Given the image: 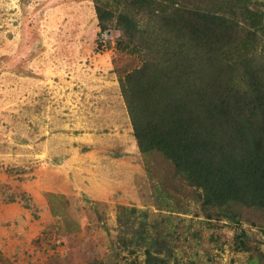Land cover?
I'll use <instances>...</instances> for the list:
<instances>
[{
  "label": "rangeland",
  "instance_id": "1",
  "mask_svg": "<svg viewBox=\"0 0 264 264\" xmlns=\"http://www.w3.org/2000/svg\"><path fill=\"white\" fill-rule=\"evenodd\" d=\"M196 14L230 41L176 35ZM157 74L177 95L264 86V0H0V264H264V207H204L140 150L122 86L134 105Z\"/></svg>",
  "mask_w": 264,
  "mask_h": 264
},
{
  "label": "trees",
  "instance_id": "2",
  "mask_svg": "<svg viewBox=\"0 0 264 264\" xmlns=\"http://www.w3.org/2000/svg\"><path fill=\"white\" fill-rule=\"evenodd\" d=\"M97 14L103 22L99 9ZM120 19L130 23L124 16ZM162 20L173 22L170 15ZM180 21L176 35L183 28L190 41L207 53L215 44L228 43L236 30L225 18L210 14ZM182 67L190 69L188 63ZM164 78L157 74L147 81L141 78L138 88L128 86L130 92L138 91L134 105L125 90L128 84L122 86L140 150H157L168 158L200 191L204 207L242 204L263 208L264 86L258 77L251 87L242 90L239 86L229 94L221 92L220 85L205 81L201 90L184 89L187 95L174 82L181 91L177 95L172 78Z\"/></svg>",
  "mask_w": 264,
  "mask_h": 264
}]
</instances>
